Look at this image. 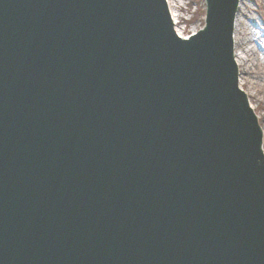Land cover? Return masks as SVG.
I'll list each match as a JSON object with an SVG mask.
<instances>
[{
	"label": "water",
	"instance_id": "water-1",
	"mask_svg": "<svg viewBox=\"0 0 264 264\" xmlns=\"http://www.w3.org/2000/svg\"><path fill=\"white\" fill-rule=\"evenodd\" d=\"M236 1L0 0V264H264Z\"/></svg>",
	"mask_w": 264,
	"mask_h": 264
},
{
	"label": "rangeland",
	"instance_id": "rangeland-1",
	"mask_svg": "<svg viewBox=\"0 0 264 264\" xmlns=\"http://www.w3.org/2000/svg\"><path fill=\"white\" fill-rule=\"evenodd\" d=\"M240 1L239 20L235 32V53L236 58H239L238 74L242 80V89L244 93L246 92L250 105L254 107V113L259 117L258 125L263 133L264 153V0ZM169 2L177 15V29L184 36L194 34L202 27L203 0Z\"/></svg>",
	"mask_w": 264,
	"mask_h": 264
},
{
	"label": "bare ground",
	"instance_id": "bare-ground-1",
	"mask_svg": "<svg viewBox=\"0 0 264 264\" xmlns=\"http://www.w3.org/2000/svg\"><path fill=\"white\" fill-rule=\"evenodd\" d=\"M168 1V0H167ZM168 4H169V1H168ZM169 9H170V12H171V15L173 16V20H174V22L176 23V19H177V15H175L176 13L174 12V10L172 9V7H171V5H169ZM240 9V8H239ZM238 20H239V17L238 16H236V20H235V27H234V32H233V43H234V48H235V45H236V27H237V25H238ZM179 33V32H178ZM244 43L246 44V42H245V39H244ZM240 50H241V48H239ZM243 50V49H242ZM234 52H235V50H234ZM243 53H244V51H242ZM234 58H235V60H236V64H237V66L239 67V64H238V62H239V58H236V54H234ZM242 80L240 79V77H238V86L240 87V88H242ZM251 104V102L249 101V105ZM253 109H254V107L252 106V105H250ZM259 118V117H258Z\"/></svg>",
	"mask_w": 264,
	"mask_h": 264
}]
</instances>
